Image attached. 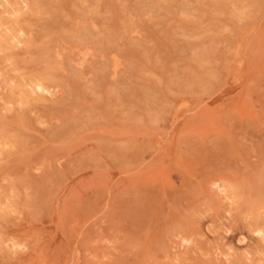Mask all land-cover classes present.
Listing matches in <instances>:
<instances>
[{"label":"rangeland","instance_id":"rangeland-1","mask_svg":"<svg viewBox=\"0 0 264 264\" xmlns=\"http://www.w3.org/2000/svg\"><path fill=\"white\" fill-rule=\"evenodd\" d=\"M257 230L264 0H0V264H264Z\"/></svg>","mask_w":264,"mask_h":264},{"label":"bare ground","instance_id":"bare-ground-1","mask_svg":"<svg viewBox=\"0 0 264 264\" xmlns=\"http://www.w3.org/2000/svg\"><path fill=\"white\" fill-rule=\"evenodd\" d=\"M31 1H33V0H31ZM14 12V11H13ZM16 12V11H15ZM17 13H18V15H19V11L17 10ZM12 14H14V13H12ZM11 14V15H12ZM8 34V33H7ZM6 34V35H7ZM20 34V33H19ZM18 35V34H17ZM9 39H10V37H9ZM13 39H15V38H13ZM2 40V39H1ZM12 40V39H11ZM10 42H12V41H10ZM121 64V63H120ZM128 68V67H127ZM30 81V80H29ZM34 82V81H33ZM30 83V82H29ZM35 84V83H34ZM33 84V85H34ZM29 85V84H28ZM35 85H37V84H35ZM34 85V86H35ZM28 86H26V88H27ZM36 87V86H35ZM12 88V87H11ZM29 90H30V88H28ZM37 90L39 91V92H42L43 91V89H42V86L41 85H38L37 86ZM9 91V90H8ZM11 92V91H10ZM45 92V91H44ZM9 93V92H8ZM49 93V92H48ZM53 94V93H52ZM32 95V94H31ZM49 95V94H48ZM32 114V113H31ZM61 120H63V119H61ZM62 124V123H61ZM63 125H64V123H63ZM62 126V125H61ZM5 147H6V145H5ZM8 147V146H7ZM256 233H257V236L258 237H260V238H263L264 237V232L262 231V230H257V231H255ZM257 237V238H258ZM262 243V242H261ZM17 246V245H16ZM264 260V259H263ZM241 263V262H240Z\"/></svg>","mask_w":264,"mask_h":264}]
</instances>
